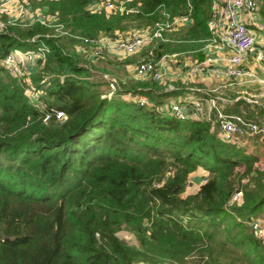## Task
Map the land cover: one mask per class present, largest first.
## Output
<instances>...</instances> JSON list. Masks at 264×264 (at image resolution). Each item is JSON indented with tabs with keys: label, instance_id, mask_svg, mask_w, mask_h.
Listing matches in <instances>:
<instances>
[{
	"label": "trees",
	"instance_id": "16d2710c",
	"mask_svg": "<svg viewBox=\"0 0 264 264\" xmlns=\"http://www.w3.org/2000/svg\"><path fill=\"white\" fill-rule=\"evenodd\" d=\"M28 1L85 37L152 24L163 17L161 9L169 15L188 12V22L171 32L184 45L198 46L210 34L211 0L126 2H137L146 13L94 9L88 6L93 0ZM260 14L264 22V0ZM5 16L0 17V264H222L219 254L229 245L241 249L245 264H264V244L245 223L264 204L257 153L221 139L216 115L172 112L169 97L180 87L135 77L102 90L106 80L90 77L96 65L73 46L75 36L57 33L39 19L22 24ZM40 43L48 50L29 78L39 90L35 105L2 58L14 46ZM155 43L157 59L165 40ZM248 136L264 147V136ZM197 166L208 175L194 191L180 194L178 174ZM236 191L239 202L231 200ZM121 228L133 240L120 237Z\"/></svg>",
	"mask_w": 264,
	"mask_h": 264
},
{
	"label": "built area",
	"instance_id": "2783aa9c",
	"mask_svg": "<svg viewBox=\"0 0 264 264\" xmlns=\"http://www.w3.org/2000/svg\"><path fill=\"white\" fill-rule=\"evenodd\" d=\"M128 0H93L88 6L91 8L117 9L123 12L140 11L146 13L148 10L145 7H140L136 3H126ZM29 9L28 0H0V17L5 14L6 19L14 22H22V17ZM50 13V12H49ZM53 15L52 13H50ZM163 17L155 19L152 24H140L131 26L124 30H114L112 33L101 32L94 37H85L70 32L64 28L61 22L45 21L54 25L57 28V33H69L75 36L79 45H75L77 49H85L92 46L93 54H96L99 49L109 47L115 51H120L125 54L133 53L140 50L143 46L149 44L141 57L136 61L134 71L137 77H151L154 79L161 78V59L162 53L157 59H154V47L158 39L165 38V32L174 29L177 25L188 21L189 15L186 11H178L169 15L165 10L161 9ZM54 16V15H53ZM3 19L0 18V24ZM42 21V20H41ZM206 25L210 31L208 37L202 40V47L206 50V56L196 61L191 65L190 70H196L203 67H216L212 62L217 60V55L211 54L216 47L228 46L230 53L227 56L224 71L227 75L233 77H246L253 75L252 69L243 64L245 56L254 49L256 29L264 28V22L260 14V0H211L209 13L206 18ZM56 30V29H55ZM153 43V44H152ZM48 46L40 43L36 46L29 47H12L2 58V63L10 73L15 76L23 77L26 73L24 68L25 63L36 64L42 63L45 52ZM257 56L262 57L263 52L256 50ZM27 66V64H26ZM31 83V82H30ZM109 89L114 88L113 78L108 79ZM31 88H33L31 83ZM25 89V87H24ZM38 90V89H35ZM26 92V90H24ZM31 101L35 105H39L38 92L35 95L29 94ZM139 101H144L143 97L138 98ZM193 105L197 106V102L193 101ZM204 113L206 118L211 114L216 115L217 135L223 140L236 141L242 144L245 138L252 134L258 133L260 137L264 136V122H257L243 118L237 113H225L217 108L214 102L210 103V108ZM170 110L176 115L183 117L185 106L181 102L172 101ZM56 117L62 116L60 109H55ZM49 112H45L43 119H46ZM239 193L236 191L232 194ZM249 227L253 233L261 239L264 244V218L249 217L247 219ZM142 263H145L142 261ZM167 264V263H160Z\"/></svg>",
	"mask_w": 264,
	"mask_h": 264
},
{
	"label": "crops",
	"instance_id": "0c3cea01",
	"mask_svg": "<svg viewBox=\"0 0 264 264\" xmlns=\"http://www.w3.org/2000/svg\"><path fill=\"white\" fill-rule=\"evenodd\" d=\"M187 22L177 25L164 38V55L160 64L161 78L159 81L166 87H180V90H177L175 94L169 97L170 101H180L191 116L204 115L208 110L212 111L214 108H210V103L214 102L218 109L226 113L238 112L245 118L264 121V84L258 81L264 76V28L256 29L254 49L243 60L245 66L255 70L254 78H250L257 80L254 82L249 80V78L233 77L225 73L226 58L230 53L227 45L216 47L212 50L211 54L217 55V60L212 62V65L216 67L212 68L203 65L200 69L190 70L193 63L206 56V50L202 47V43L198 46L193 43L184 45L180 38L171 34V32L173 33V31ZM103 49L104 54L101 60L105 68L98 67L100 70L102 69V75L104 73L113 74L122 81L137 77L134 66L140 57L138 56V51L125 54L109 47H103ZM76 50L82 55L85 51V49L77 48ZM256 50H261L263 56H257ZM197 53H201V56L199 57ZM129 55L132 58L125 60L124 57ZM84 57L92 59L90 55L87 56L85 54ZM221 65H224V67ZM238 78L241 79V82H238L240 81L237 80ZM253 88L255 89L253 90ZM244 91H252L254 95L259 96V99H249ZM193 101L197 102V106H193L189 110V106H191V103L193 104ZM241 145L245 151L258 154L257 162L263 158L264 147L257 144V141L251 140V136L246 137ZM257 162L256 164L258 165ZM259 211L264 218V204L259 208Z\"/></svg>",
	"mask_w": 264,
	"mask_h": 264
},
{
	"label": "rangeland",
	"instance_id": "374dc122",
	"mask_svg": "<svg viewBox=\"0 0 264 264\" xmlns=\"http://www.w3.org/2000/svg\"><path fill=\"white\" fill-rule=\"evenodd\" d=\"M53 17H54L53 15H51L49 12L44 10L39 5L29 2V9H27L25 15L22 17L23 18L22 24L31 22L34 19H39L42 21H51L53 19ZM19 23H21V22H19ZM55 29H54L55 31H58L57 28H55ZM67 34H69V33H67ZM72 42H73V46L74 45L77 46L80 44V43H78V40L73 39ZM21 48H23V47H21ZM103 51H104V49L101 48L98 50V52L96 54H93V47L88 45L87 47H85L84 54L83 55L81 54V55L82 56H84L85 54L87 56L90 55V57H92V61L96 65V67L90 68V70H91L90 77H92L93 79L106 80V82L101 85L100 89H102V90L109 89V85L107 83L109 78H113L114 88H116L118 85V82H117L118 78L116 76H114L113 74L108 75L107 73H104L102 75V69L100 70L98 68L101 65H103V62L101 60V58L104 54ZM81 53H83V52H81ZM140 57H141V55H140ZM80 61H81V63L85 62V60H80ZM26 64H27V66H26ZM40 65H41V63H36V64L25 63L24 68L26 69V73L23 75V77H19L23 81L22 83L25 87L24 90H26V92L29 91V94H32V95H35L38 92V90L31 88V83H30L29 78L31 76V73H33V68L34 69L38 68ZM252 71H253V75H251L249 77L246 76L244 78H247V79L249 78V80H253L250 78H254L256 72H254L255 70H253V69H252ZM237 80H240L238 82H241V79L238 78ZM253 81L255 82L257 80H253ZM258 81L262 82L264 84V76L262 78H260V80H258ZM254 89L255 88H253V90ZM244 93H246V95L248 96L249 99H252V98L259 99V96L254 95L252 93V91H250V92L244 91ZM133 98L136 99L137 97L133 96ZM257 163H258L259 168L264 171V155H263V158L261 160H259ZM171 173H172V171H170V170L166 171V178H169ZM207 175H208V170L202 166H197L195 169H193L189 172H180L178 174V177H177V180L180 183V194H185L187 192L194 191V189H196L197 185L201 182V180H203ZM231 200H233L235 202H239L240 201V194L235 193L233 196H231ZM258 215L262 217V215H260L259 209H256L255 211H253L252 213L249 214V217H251V216L252 217H256V216L258 217ZM247 221H245V223L248 225ZM117 233L120 237H122L124 239L133 240V236H132L131 232H129L128 230H126L124 228L119 229L117 231ZM228 248H229L228 252H226L224 254H219V258L222 261V264H230V263L245 264L244 258L240 257L239 253H240L241 249L239 247L235 248V247H231L229 245ZM233 248L235 250H233ZM133 264H147V263H142L141 260H134Z\"/></svg>",
	"mask_w": 264,
	"mask_h": 264
},
{
	"label": "water",
	"instance_id": "95a60500",
	"mask_svg": "<svg viewBox=\"0 0 264 264\" xmlns=\"http://www.w3.org/2000/svg\"><path fill=\"white\" fill-rule=\"evenodd\" d=\"M221 66H223V67H224V65H221Z\"/></svg>",
	"mask_w": 264,
	"mask_h": 264
}]
</instances>
